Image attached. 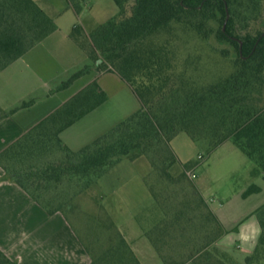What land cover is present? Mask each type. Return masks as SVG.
I'll return each mask as SVG.
<instances>
[{"label": "trees", "instance_id": "obj_1", "mask_svg": "<svg viewBox=\"0 0 264 264\" xmlns=\"http://www.w3.org/2000/svg\"><path fill=\"white\" fill-rule=\"evenodd\" d=\"M114 2L118 13L92 32L81 25L73 27L71 37L93 64L75 72L66 84L91 67L98 72L114 71L132 88L141 107L88 145L71 150L59 133L107 98L99 91L92 100V87L98 88L94 81L0 154L15 162L46 152L56 143L66 152L65 158L10 169L0 159L7 176L54 213L64 203L57 206L58 198L43 199L42 192L51 184L62 177L76 178L85 189L123 158L147 155L159 182L186 179L184 169L189 163H180L170 146L174 137L186 132L194 140H207L211 148L231 140L264 177V0ZM73 6L80 11L79 4ZM178 29L202 40L214 36L219 44L229 45L234 50L233 71L213 81L188 78L185 67L200 57L188 55L180 65L172 36ZM55 30L53 18L35 0H0V71ZM147 182L164 212L163 240L168 239L172 249L191 246L181 259L164 255V264H256L264 260V203L254 210L261 226L259 241L245 261L239 262L215 244L226 229L195 187L193 196L173 208L164 206L155 184ZM260 190L253 184L244 196ZM101 258L106 264H140L124 239ZM0 264L17 263L0 249Z\"/></svg>", "mask_w": 264, "mask_h": 264}, {"label": "rangeland", "instance_id": "obj_2", "mask_svg": "<svg viewBox=\"0 0 264 264\" xmlns=\"http://www.w3.org/2000/svg\"><path fill=\"white\" fill-rule=\"evenodd\" d=\"M35 1L53 18L56 26L54 36L49 43L56 54V58L51 59V61L55 59L54 62L52 61L51 69L53 87L59 86L86 64H93L71 37L73 27L81 25L87 32H92L114 17L119 9L114 0ZM72 3L80 5L79 12ZM168 36L170 35L165 34L163 37ZM172 36L176 38L175 47L178 50L181 66L188 55L192 58L197 55L200 57L199 60L193 59L196 61L192 60L185 67V75L188 78L213 81L233 71L234 50L227 44H219L214 36L209 40H202L196 34L184 29H178ZM38 87L33 97L41 96L42 99L44 96L42 81ZM30 100L31 98L27 99L28 102ZM170 146L180 163H189L184 169L186 172L184 180L172 183L159 182L158 172L152 167L150 158L142 155L135 159L123 158L97 182L85 189L82 181L62 177L59 182L51 184L49 189L43 191L42 197L43 199L58 198L54 203L57 206L61 201L64 203L62 213L72 221L74 231L84 240L82 232L86 237L89 235L90 239L94 235L91 229L86 227L87 224L96 225L97 218H101L102 221L107 218L106 214H100L98 205L111 209L114 217L118 219H126L138 224L137 221L141 220L142 223L149 222L150 216H153V220L159 216L161 208L147 180L155 184L153 186L157 191L158 200L164 206H173V208L184 199L193 196V188L198 190L199 187L211 206L218 209L227 219L222 241L226 243L229 252L237 261L244 262L253 252L261 235V226L254 210L264 203V177L261 173L255 172L257 164L231 140L211 148L207 140H194L188 133L181 132L172 139ZM65 156L66 152L55 143L48 151L35 154L29 159L15 162L5 159L3 163L10 169L24 164L45 165L63 160ZM180 169H183V166H180ZM190 171L195 172L196 177L192 178L189 175ZM253 184L258 185L261 190L244 196V192ZM40 205L52 214L46 206L42 203ZM82 206L88 207L87 211H82ZM76 221L83 222L85 227L81 229ZM104 223L108 222L104 221ZM97 228L98 231L102 229ZM129 229L139 228L135 226ZM101 231L103 239L114 235L112 229ZM93 232L96 233L97 230ZM256 264H264V260Z\"/></svg>", "mask_w": 264, "mask_h": 264}, {"label": "crops", "instance_id": "obj_3", "mask_svg": "<svg viewBox=\"0 0 264 264\" xmlns=\"http://www.w3.org/2000/svg\"><path fill=\"white\" fill-rule=\"evenodd\" d=\"M55 31L0 71V154L94 81L98 88L92 87V100H95L99 91L105 92L107 98L59 133L63 144L71 150L77 151L88 145L141 107L132 88L114 71L98 72L93 67L73 82L66 84L67 80L53 87L51 69L55 59L53 62L51 59L56 58V54L49 42ZM41 81L44 88L42 99L41 96L33 97ZM29 98V103L22 106ZM198 190L226 229L225 216L211 206L199 187ZM160 208L159 216L154 220L150 216L149 222L142 223L141 220L137 221L138 224L118 219L111 209L98 205L100 214H106L110 219L104 220L107 224L101 218L95 220L96 225L87 224L94 237L90 239L89 235L86 237L82 232L83 240L62 210L48 213L28 191L7 176L0 163V249L17 264H92L94 261L95 264H106L108 261L101 256L120 244L122 239L140 264H164L163 256L169 254L181 259L191 246L175 245L172 249L168 239L163 240L166 237L162 231L165 222L164 212ZM87 209L81 207L82 211ZM76 222L81 229L85 227L83 222ZM135 226L139 229H129ZM97 227L108 231L112 229L114 235L103 239L102 229L98 231ZM222 237L215 244L231 254Z\"/></svg>", "mask_w": 264, "mask_h": 264}, {"label": "built area", "instance_id": "obj_4", "mask_svg": "<svg viewBox=\"0 0 264 264\" xmlns=\"http://www.w3.org/2000/svg\"><path fill=\"white\" fill-rule=\"evenodd\" d=\"M189 175L192 177V178H194V177H196V173L195 172H189Z\"/></svg>", "mask_w": 264, "mask_h": 264}]
</instances>
